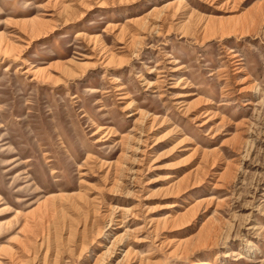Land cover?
<instances>
[{"label":"rangeland","instance_id":"rangeland-1","mask_svg":"<svg viewBox=\"0 0 264 264\" xmlns=\"http://www.w3.org/2000/svg\"><path fill=\"white\" fill-rule=\"evenodd\" d=\"M263 18L0 0V264H264Z\"/></svg>","mask_w":264,"mask_h":264},{"label":"bare ground","instance_id":"bare-ground-1","mask_svg":"<svg viewBox=\"0 0 264 264\" xmlns=\"http://www.w3.org/2000/svg\"><path fill=\"white\" fill-rule=\"evenodd\" d=\"M258 14V13H257ZM264 19V18H263ZM263 23H264V20H263ZM263 26H264V24H263Z\"/></svg>","mask_w":264,"mask_h":264}]
</instances>
